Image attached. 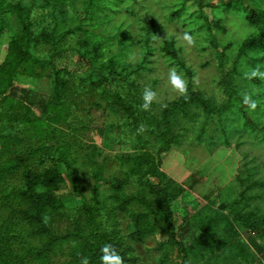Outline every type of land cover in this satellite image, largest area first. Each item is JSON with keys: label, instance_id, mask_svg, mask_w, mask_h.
<instances>
[{"label": "rangeland", "instance_id": "rangeland-1", "mask_svg": "<svg viewBox=\"0 0 264 264\" xmlns=\"http://www.w3.org/2000/svg\"><path fill=\"white\" fill-rule=\"evenodd\" d=\"M6 1L32 10L37 45L31 53L41 60L59 53L54 64L69 72V90L59 104L53 103L51 67L37 69L41 78L19 75L10 99L0 98V164L24 160V166L0 181V241L2 247L8 242L14 264H42L30 251L46 242L30 237L31 228L14 212L20 209L15 195L25 187L24 170L52 168L62 154L71 162L76 189L66 184L58 191L65 208L54 234H78L82 239L56 247L46 264L72 262L83 239L100 243L115 236L132 248L135 264H164L165 255L169 258L165 264H173L177 252L168 244L152 185L170 204L174 230L184 247L194 249L188 264H264V234L250 232L239 220L249 215L264 229V64L252 66L246 60L240 67L244 75L260 78V84H245L240 76L236 80L244 96L256 102L249 112L260 127H248L238 112L208 118L200 108L191 107L178 117L175 144L154 177L133 175L128 162L147 152L157 158L154 128L142 123L139 140L131 120L113 105L119 97L139 116L159 120L163 110L186 93L172 91L167 83L170 68L184 74L187 90L200 92L216 106L226 103L223 64L231 69L243 42L257 33L245 20L244 10L262 9L261 0H244L237 7H225L224 1L230 0H105L107 10L98 13L87 12L89 0H60L54 6L42 0ZM0 28L1 67L22 27L12 10L0 9ZM185 32L194 37L192 46L178 39ZM97 43L102 45L100 59L92 52ZM171 44L176 57L167 51ZM81 52L92 64L82 60ZM221 53L227 55L224 61ZM90 76L100 88L89 86ZM144 85L158 93L147 111L141 107ZM98 174L105 181H121L123 191L117 193L102 183L101 197L92 200ZM118 197L136 201L123 211ZM85 200L93 209L92 223ZM214 212L230 215L233 222L204 244L199 221ZM134 213L148 214L154 228L140 244L129 240Z\"/></svg>", "mask_w": 264, "mask_h": 264}, {"label": "trees", "instance_id": "trees-1", "mask_svg": "<svg viewBox=\"0 0 264 264\" xmlns=\"http://www.w3.org/2000/svg\"><path fill=\"white\" fill-rule=\"evenodd\" d=\"M45 4L54 6L60 0H42ZM105 0H89L87 3V12L91 9L94 13L103 12L107 7L103 5ZM6 0L0 1L1 10H12L17 16L21 27L22 33L14 37L12 41V51L7 61L0 67V98L3 101L10 99L9 93L13 89L14 80L19 75H25L33 78H41V74L37 69L52 68V83H53V103L59 104L66 98L67 91L69 90V82L66 75L69 74L67 69H58L54 64V57L59 54H54L48 60H41L35 57L31 51L36 47V38L33 31V23L30 21L32 10L28 5L21 3L9 4ZM264 5V0H261ZM202 3V2H201ZM244 5V0H230L224 1L225 7H237ZM203 5V3H202ZM239 8V7H238ZM245 20L247 23L257 30V33L247 40H245L240 48L236 63L231 69H228L223 64L225 70V94L228 98L227 102L216 106L203 94L188 89L186 93L176 102L170 104L162 112L159 120H154L150 117L139 116L134 107L126 104L121 98L116 97L113 99V105L119 107L131 120L133 128L140 140L141 124H148L155 130L158 149L157 158L151 153L147 152L141 155L133 156L128 162L133 164L131 170L133 175L148 174L154 177L155 172L163 166V156L168 153L172 146L175 144V136L173 134L174 128L178 122L180 115L188 113L191 107L200 108L208 118L214 116H223L230 113L238 112L241 119L244 120L248 127L257 129L260 125L254 121L249 112L250 106L244 103V92H241L236 85L237 77H243L245 84L253 83L260 84L261 80L251 73L243 74L240 72V67L246 60L251 61L252 66H259L264 64V7L247 8L244 10ZM0 28V38H1ZM53 41V37H52ZM54 44V43H53ZM102 45L97 43L94 45L92 52L96 59L103 57L101 52ZM168 53L176 57V50L174 45L171 44L167 49ZM222 54L223 61L227 58L225 53ZM82 60L92 64L90 57L85 53H80ZM259 64V65H258ZM110 68V67H109ZM86 82L93 89L101 87V83L97 82L94 76H90ZM0 100V103L3 102ZM253 100V99H251ZM237 111H236V110ZM1 136V134H0ZM24 166V160L17 158L10 160L5 164H0V181L6 178V175L18 171ZM144 166H147V171L143 173ZM25 187L16 193L15 198L20 205V209H16V213L20 223L28 225L31 230L29 236L32 238L46 239L45 244L41 248H35L30 251V256L36 262L46 264L50 261L51 254L55 248L61 244L69 241H80L82 237L78 234H67L65 236H56L54 234V226L58 219L62 216L65 208L63 198L58 194L62 186L70 184L73 189L75 186V175L71 166V162L64 154L60 156L57 163L52 167L45 169L41 172L32 170L31 167H26L23 173ZM103 184L110 185V187L117 193L123 191L124 185L119 180L105 181L102 175L96 176V185L93 189L92 200L98 201L101 197V186ZM257 184H255L256 186ZM158 198L157 208L161 213V219L165 225L166 234L168 236V244H170L177 252V259L173 264H188L187 258L193 252V248H185L182 241L179 239L177 232L174 230L176 225L174 213L168 203L166 197L155 189L152 185ZM120 201V208L123 211L127 210V206L132 204L136 199L134 197H118ZM84 210L86 212L89 223L93 220V209L88 201L85 200ZM131 226L129 240L133 243L140 244L145 242L147 236L154 232V228L148 223V214L134 213L131 215ZM249 215H242L239 220H243L246 228L252 232H259L264 234V229L260 228V224L250 221ZM233 222L230 215L225 213L214 212L208 214L199 221L200 225V239L204 244H209L212 235L217 234L223 227L231 225ZM264 225V223H263ZM80 243L78 250L73 255L72 262L68 264H81L82 258H87L89 264H101L100 257L102 255L101 248L105 244H111L122 258V264H135L136 259L133 257V250L130 246L126 245L125 240L120 236L105 240L100 243L90 242L88 239H83ZM165 246L162 245L161 249L164 250ZM169 258L165 255L162 262L165 264ZM0 264H14L11 258L9 244L6 241L5 247H2L0 241Z\"/></svg>", "mask_w": 264, "mask_h": 264}, {"label": "clouds", "instance_id": "clouds-1", "mask_svg": "<svg viewBox=\"0 0 264 264\" xmlns=\"http://www.w3.org/2000/svg\"><path fill=\"white\" fill-rule=\"evenodd\" d=\"M185 43V46H192L194 44V37L185 32L182 36L178 37ZM134 59V58H133ZM167 83L170 85L172 91L177 94H184L187 91V81L184 78V74L178 72L176 68H170L167 73ZM158 99V93L151 87V85H144L142 88V100L141 107L147 111L151 108L152 104ZM244 103L251 108L256 107V102L251 100L247 95L244 97ZM101 264H122V258L117 250L111 244H105L101 248ZM81 264H89L88 259L82 258Z\"/></svg>", "mask_w": 264, "mask_h": 264}]
</instances>
